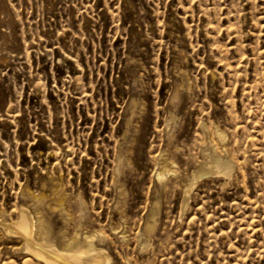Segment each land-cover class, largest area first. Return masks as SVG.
Wrapping results in <instances>:
<instances>
[{
    "label": "rangeland",
    "instance_id": "obj_1",
    "mask_svg": "<svg viewBox=\"0 0 264 264\" xmlns=\"http://www.w3.org/2000/svg\"><path fill=\"white\" fill-rule=\"evenodd\" d=\"M204 145L235 168L183 207ZM22 205L115 264H264V0H0V221ZM22 240L0 264H42Z\"/></svg>",
    "mask_w": 264,
    "mask_h": 264
},
{
    "label": "bare ground",
    "instance_id": "obj_2",
    "mask_svg": "<svg viewBox=\"0 0 264 264\" xmlns=\"http://www.w3.org/2000/svg\"><path fill=\"white\" fill-rule=\"evenodd\" d=\"M216 133L223 142L228 137L221 128H217ZM159 157L162 161L158 160L160 163L155 169V176L158 179L157 181H159V188L162 191L165 188L164 181L166 175L171 171L168 165L174 164L175 161L170 160L167 154L161 153ZM200 157L199 161L194 164L191 171L186 175V182L182 189L183 207L187 204L191 190L201 177L210 174H222L230 177L235 168L233 159L227 153L219 152L207 145L201 147ZM173 172L174 174L178 173L176 170ZM160 204V200L158 199L154 206L151 207L149 216L152 220L146 222V230H151L156 226ZM0 224L8 232L22 237L24 249L41 260L42 264H115L108 248H105L103 244L96 240L98 232L94 231L90 233L78 229L74 236L64 237L57 241L50 234L51 229L48 224L41 219L38 212L30 209L29 206L22 205L14 220L3 219L0 221ZM117 230L113 231L119 234L120 231ZM146 236L147 232L142 231L139 242L143 250L148 249L150 245Z\"/></svg>",
    "mask_w": 264,
    "mask_h": 264
}]
</instances>
